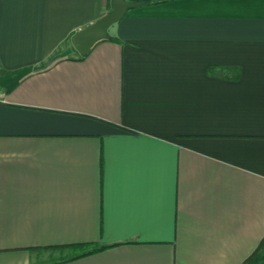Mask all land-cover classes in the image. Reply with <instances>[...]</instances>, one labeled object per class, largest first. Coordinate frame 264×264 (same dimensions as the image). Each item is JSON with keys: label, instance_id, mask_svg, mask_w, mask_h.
Listing matches in <instances>:
<instances>
[{"label": "crops", "instance_id": "0c3cea01", "mask_svg": "<svg viewBox=\"0 0 264 264\" xmlns=\"http://www.w3.org/2000/svg\"><path fill=\"white\" fill-rule=\"evenodd\" d=\"M111 9L0 0V264H264V0Z\"/></svg>", "mask_w": 264, "mask_h": 264}, {"label": "water", "instance_id": "95a60500", "mask_svg": "<svg viewBox=\"0 0 264 264\" xmlns=\"http://www.w3.org/2000/svg\"><path fill=\"white\" fill-rule=\"evenodd\" d=\"M111 4V11L73 34L72 44L80 55L87 54L98 40L106 39L108 37L107 28L121 19L129 7L138 3L128 0H111Z\"/></svg>", "mask_w": 264, "mask_h": 264}, {"label": "trees", "instance_id": "16d2710c", "mask_svg": "<svg viewBox=\"0 0 264 264\" xmlns=\"http://www.w3.org/2000/svg\"><path fill=\"white\" fill-rule=\"evenodd\" d=\"M161 1H164V0H141V1H139L138 0V4H142V3H145V4H153V3H157V2H161ZM63 246H65V247H69V248H78V247H83V246H85L84 244H68V245H63ZM99 248H101V247H99ZM96 250V248H92L90 251H88V252H85L86 254L87 253H90V252H92V251H95ZM75 256H78V255H73V256H70V258H73V257H75Z\"/></svg>", "mask_w": 264, "mask_h": 264}, {"label": "rangeland", "instance_id": "374dc122", "mask_svg": "<svg viewBox=\"0 0 264 264\" xmlns=\"http://www.w3.org/2000/svg\"><path fill=\"white\" fill-rule=\"evenodd\" d=\"M137 2V1H136ZM138 3V2H137ZM67 248H69V247H67ZM61 249H64L63 247H58L57 249H55V251H60L59 253H62V252H64L63 250H61ZM65 249H66V247H65ZM67 253V252H66ZM61 255L62 254H60V255H58V254H53V255H51L52 256V258L53 259H55V258H58V257H61Z\"/></svg>", "mask_w": 264, "mask_h": 264}]
</instances>
